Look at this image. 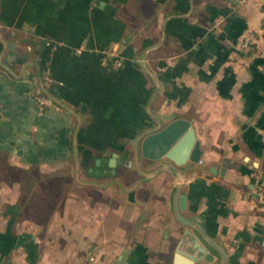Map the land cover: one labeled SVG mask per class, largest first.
<instances>
[{"label":"crops","instance_id":"1","mask_svg":"<svg viewBox=\"0 0 264 264\" xmlns=\"http://www.w3.org/2000/svg\"><path fill=\"white\" fill-rule=\"evenodd\" d=\"M263 3L0 0V264H191L178 249L219 262L176 209L228 264H264ZM154 115L196 130L182 178L136 167Z\"/></svg>","mask_w":264,"mask_h":264},{"label":"water","instance_id":"2","mask_svg":"<svg viewBox=\"0 0 264 264\" xmlns=\"http://www.w3.org/2000/svg\"><path fill=\"white\" fill-rule=\"evenodd\" d=\"M157 124L144 128L134 137L135 164L139 172L145 176H153L158 171L165 168L172 170L178 178H182L183 174L179 170V166L187 164L189 161L198 162L202 157V148L200 141L197 139L196 130L192 126V122L183 117L175 118L164 124L161 117L155 116ZM145 156L152 160H162L164 162L154 171L147 172L142 168L141 157ZM118 161H122L119 159ZM116 163V160H112ZM132 165V162H129ZM182 196V207L184 206ZM177 217L184 223L194 226L201 235V239L207 245H211L219 250L220 261L214 264H228L230 261L229 253L226 251L222 243L215 238L210 237L204 226L199 222L187 218L176 209ZM178 254L186 255L190 262L204 258L201 264H213L214 254L206 252L204 257L197 256L192 253L184 252L178 249Z\"/></svg>","mask_w":264,"mask_h":264},{"label":"built area","instance_id":"3","mask_svg":"<svg viewBox=\"0 0 264 264\" xmlns=\"http://www.w3.org/2000/svg\"><path fill=\"white\" fill-rule=\"evenodd\" d=\"M262 12L264 15V3L262 4ZM263 35H264V31H263ZM256 43H257V36L251 33L243 38L241 42V48L242 50L246 52H255L257 50ZM105 58L111 62L114 68H119L123 65V60L118 55L117 46H113L110 50H107ZM46 78L49 81L52 80L50 76H46ZM37 99H38L41 109H45L48 106L54 105L53 99L46 94H43V93L38 94ZM254 193L255 195H257V198L260 202H264V190L263 189L256 190Z\"/></svg>","mask_w":264,"mask_h":264},{"label":"trees","instance_id":"4","mask_svg":"<svg viewBox=\"0 0 264 264\" xmlns=\"http://www.w3.org/2000/svg\"><path fill=\"white\" fill-rule=\"evenodd\" d=\"M41 93L45 94L44 90H41V91H40V94H41ZM127 153H128V152L125 151L126 156H127ZM123 161H124V160L122 159V161H119V162H123ZM114 168H115V167H114Z\"/></svg>","mask_w":264,"mask_h":264}]
</instances>
